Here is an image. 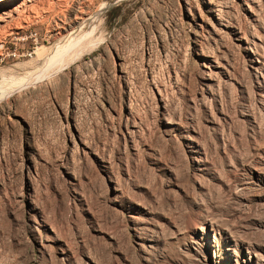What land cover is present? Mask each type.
<instances>
[{
    "label": "rangeland",
    "instance_id": "1",
    "mask_svg": "<svg viewBox=\"0 0 264 264\" xmlns=\"http://www.w3.org/2000/svg\"><path fill=\"white\" fill-rule=\"evenodd\" d=\"M0 264H264V0L0 1Z\"/></svg>",
    "mask_w": 264,
    "mask_h": 264
},
{
    "label": "bare ground",
    "instance_id": "2",
    "mask_svg": "<svg viewBox=\"0 0 264 264\" xmlns=\"http://www.w3.org/2000/svg\"><path fill=\"white\" fill-rule=\"evenodd\" d=\"M0 1H2V0H0ZM4 1V0H3ZM10 2H11V0H10ZM25 5V4H24ZM63 26V25H62Z\"/></svg>",
    "mask_w": 264,
    "mask_h": 264
}]
</instances>
